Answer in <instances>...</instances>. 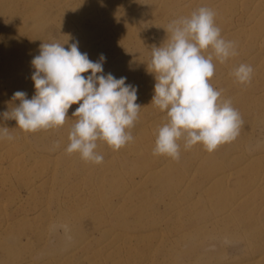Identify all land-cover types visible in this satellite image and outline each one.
Masks as SVG:
<instances>
[{
    "label": "rangeland",
    "instance_id": "1",
    "mask_svg": "<svg viewBox=\"0 0 264 264\" xmlns=\"http://www.w3.org/2000/svg\"><path fill=\"white\" fill-rule=\"evenodd\" d=\"M200 7L236 46L226 62L213 59L209 82L243 123L212 152L181 140L179 160L154 156L167 117L151 104V49ZM43 42L77 43L92 61L104 54V74L138 88L134 139L115 151L98 141L100 164L66 152L78 105L62 127L36 132L3 118L16 91L35 94L31 61ZM241 64L253 68L250 83L232 75ZM0 126L14 137L0 140V264H264V0H0ZM59 199L79 224L67 246L53 226Z\"/></svg>",
    "mask_w": 264,
    "mask_h": 264
},
{
    "label": "clouds",
    "instance_id": "2",
    "mask_svg": "<svg viewBox=\"0 0 264 264\" xmlns=\"http://www.w3.org/2000/svg\"><path fill=\"white\" fill-rule=\"evenodd\" d=\"M214 17L213 10L200 7L188 17L173 20L166 29L167 42L151 49L147 65L155 79L151 104L167 117L157 129L154 156L179 160L181 140L186 150L199 143L212 152L239 134L243 123L239 113L230 100L220 99L221 91L209 82L215 73L213 59L224 63L237 54L234 42L221 36ZM105 60L100 54L92 61L77 43L68 48L41 43L31 61L35 94L28 99L26 92L16 91L12 100L19 103L2 114L4 120H14L26 132L59 128L71 106L78 105L72 113L77 119L68 133L66 152L102 163L97 142H105L114 151L132 142L130 129L141 109L136 103L138 88L127 84L126 77L104 74ZM252 73L250 65L241 64L232 75L245 84L251 82ZM13 139L10 129L0 126V140Z\"/></svg>",
    "mask_w": 264,
    "mask_h": 264
},
{
    "label": "bare ground",
    "instance_id": "3",
    "mask_svg": "<svg viewBox=\"0 0 264 264\" xmlns=\"http://www.w3.org/2000/svg\"><path fill=\"white\" fill-rule=\"evenodd\" d=\"M163 117H166V115H164ZM219 164L222 165V164H225V162L220 161ZM160 172H162V171L160 170ZM230 172H231V174H234L237 171L233 168V169H231ZM148 175L151 176L152 174H148ZM59 200L60 201L57 202V204L59 205V213H57V220H55L53 226H55L56 224H60L62 227H64V230H65L64 235H63V236H65V238H64L65 242L64 243H65V246H67L68 242H71V241L74 243L79 242L80 236H79V232L77 229V228H79V224H78V222L74 221V218L70 214L69 210L65 209V205H64L65 200H61V199H59ZM121 222H124V224H126L127 221H121ZM253 239H254L253 243L255 245H260L263 242L261 239H256L255 236L253 237ZM261 255H262V253H261Z\"/></svg>",
    "mask_w": 264,
    "mask_h": 264
}]
</instances>
